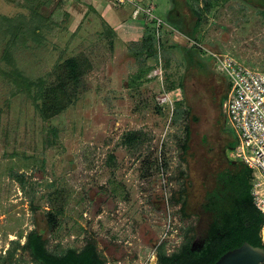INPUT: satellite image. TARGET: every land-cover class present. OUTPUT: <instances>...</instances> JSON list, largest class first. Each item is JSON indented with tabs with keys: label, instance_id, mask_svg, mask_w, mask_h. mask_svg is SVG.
I'll return each mask as SVG.
<instances>
[{
	"label": "rangeland",
	"instance_id": "374dc122",
	"mask_svg": "<svg viewBox=\"0 0 264 264\" xmlns=\"http://www.w3.org/2000/svg\"><path fill=\"white\" fill-rule=\"evenodd\" d=\"M128 1L0 0V264H40L33 230L53 255L95 245L105 264H159L161 248L207 238L208 194L235 160L212 56L264 72V0ZM136 3L182 31L153 36ZM61 81L66 105L47 120L39 93Z\"/></svg>",
	"mask_w": 264,
	"mask_h": 264
},
{
	"label": "trees",
	"instance_id": "16d2710c",
	"mask_svg": "<svg viewBox=\"0 0 264 264\" xmlns=\"http://www.w3.org/2000/svg\"><path fill=\"white\" fill-rule=\"evenodd\" d=\"M193 1L197 2L199 0ZM141 7L143 9L149 8L147 5ZM193 11L198 17L194 28V33L196 34L201 25V15L196 9H193ZM139 14L143 20L149 18V15L145 12ZM152 14L161 19L154 9ZM168 15L170 19L167 22L161 19L164 22L163 26L167 23L182 31L177 26H174L181 23V18L173 17L172 13ZM150 24H152V28H150ZM146 25V31L153 36H156V32H161L160 29L163 28V26H157L156 19L149 18ZM148 32L144 36H150ZM195 38L197 39V36ZM194 49L186 50L185 53L191 63L195 57ZM66 69L68 81L70 83L77 82L80 73L76 60H69ZM69 82L61 81L54 88L42 90L39 93L38 100L42 101L40 112L43 118L50 120L63 111L68 99L67 85ZM227 86L229 92L230 86L229 84ZM234 136L232 138L233 141L229 144L230 152H234L237 147V137L236 135ZM132 139H134L133 136L128 137L127 142L132 144ZM231 162L233 168L220 174L217 187L207 197L205 210L212 213L213 221L204 244L196 250L191 249L187 245L180 253L172 256L166 255L161 248L158 253L159 264H215L224 254L241 247L244 243L264 249L261 233L264 227V215L254 204L252 196L253 171L239 160L231 159ZM47 245V241L43 239L38 231L33 230L28 234L26 248L34 260L40 264H105L95 245H89L82 251L69 249L61 255L51 254Z\"/></svg>",
	"mask_w": 264,
	"mask_h": 264
},
{
	"label": "built area",
	"instance_id": "2783aa9c",
	"mask_svg": "<svg viewBox=\"0 0 264 264\" xmlns=\"http://www.w3.org/2000/svg\"><path fill=\"white\" fill-rule=\"evenodd\" d=\"M128 0H119L124 5ZM136 9L150 19L157 20V26L164 22L152 14L153 8ZM217 71L229 82V93L224 103L225 114L237 137L234 159L253 171L252 196L257 209L264 215V72L247 68L229 55L214 54ZM255 171L258 174H255Z\"/></svg>",
	"mask_w": 264,
	"mask_h": 264
},
{
	"label": "water",
	"instance_id": "95a60500",
	"mask_svg": "<svg viewBox=\"0 0 264 264\" xmlns=\"http://www.w3.org/2000/svg\"><path fill=\"white\" fill-rule=\"evenodd\" d=\"M215 264H264V249L244 243L224 254Z\"/></svg>",
	"mask_w": 264,
	"mask_h": 264
},
{
	"label": "crops",
	"instance_id": "0c3cea01",
	"mask_svg": "<svg viewBox=\"0 0 264 264\" xmlns=\"http://www.w3.org/2000/svg\"><path fill=\"white\" fill-rule=\"evenodd\" d=\"M73 1L78 3L79 1H82V0H73ZM85 1H87V0H85ZM131 4H133V3H131ZM100 6H101V5H100ZM106 6H107V5H106ZM106 6H105V8L108 7V6H107V7H106ZM136 6H142V5H139L138 3H136ZM118 7H119V8H117V9L123 12V10H122V9H123L122 6H118ZM101 8H102V7H101ZM101 8H100V9H101ZM154 8H155V7H154ZM103 9H104V8H103ZM103 9H102V10H103ZM154 10H155V9H154ZM122 12H120V13H122ZM105 13H107V15L109 14V12L104 11V12H103V16L105 15ZM111 18H112V17H111Z\"/></svg>",
	"mask_w": 264,
	"mask_h": 264
},
{
	"label": "flooded vegetation",
	"instance_id": "af4514ba",
	"mask_svg": "<svg viewBox=\"0 0 264 264\" xmlns=\"http://www.w3.org/2000/svg\"><path fill=\"white\" fill-rule=\"evenodd\" d=\"M229 93V92H228ZM228 93H227V95H228Z\"/></svg>",
	"mask_w": 264,
	"mask_h": 264
}]
</instances>
